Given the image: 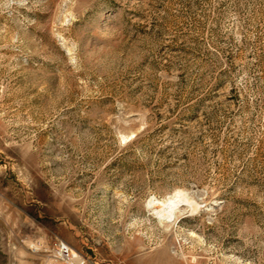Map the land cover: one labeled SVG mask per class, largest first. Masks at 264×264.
Instances as JSON below:
<instances>
[{
    "label": "rangeland",
    "instance_id": "rangeland-1",
    "mask_svg": "<svg viewBox=\"0 0 264 264\" xmlns=\"http://www.w3.org/2000/svg\"><path fill=\"white\" fill-rule=\"evenodd\" d=\"M58 241L264 264V0H0V264Z\"/></svg>",
    "mask_w": 264,
    "mask_h": 264
},
{
    "label": "built area",
    "instance_id": "built-area-1",
    "mask_svg": "<svg viewBox=\"0 0 264 264\" xmlns=\"http://www.w3.org/2000/svg\"><path fill=\"white\" fill-rule=\"evenodd\" d=\"M49 254L48 264H70L74 251L68 243L58 241L54 243Z\"/></svg>",
    "mask_w": 264,
    "mask_h": 264
},
{
    "label": "bare ground",
    "instance_id": "bare-ground-1",
    "mask_svg": "<svg viewBox=\"0 0 264 264\" xmlns=\"http://www.w3.org/2000/svg\"><path fill=\"white\" fill-rule=\"evenodd\" d=\"M180 196H181V192H176L171 196H169V198L166 201V204L163 206V208H161L157 212L160 215V217L166 218L170 214L175 213V211L180 208V199H179ZM49 259H50V254H49Z\"/></svg>",
    "mask_w": 264,
    "mask_h": 264
}]
</instances>
